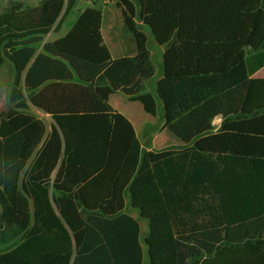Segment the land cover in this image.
<instances>
[{"label":"trees","instance_id":"obj_1","mask_svg":"<svg viewBox=\"0 0 264 264\" xmlns=\"http://www.w3.org/2000/svg\"><path fill=\"white\" fill-rule=\"evenodd\" d=\"M77 1L0 13V264H144L126 192L149 264H264V0H118L135 53L116 59L96 3L46 40ZM140 24L166 47L157 97ZM116 93L154 117L159 99L185 146L144 150Z\"/></svg>","mask_w":264,"mask_h":264},{"label":"rangeland","instance_id":"obj_2","mask_svg":"<svg viewBox=\"0 0 264 264\" xmlns=\"http://www.w3.org/2000/svg\"><path fill=\"white\" fill-rule=\"evenodd\" d=\"M117 1L118 0H92L91 1V2H95L96 4H98L97 6L102 8L105 12L104 34H105V38L108 44L114 50L116 49V46L114 45L113 42L115 41L118 35H120L122 38L125 39L124 42L127 46L130 45V38L133 39L132 35L128 33L123 23L122 12L117 6ZM133 1L137 4L136 0H133ZM86 2H88V0H79L77 3V5L79 6L78 10L85 8L87 6ZM76 11H74L72 14H70L65 19V23H64L65 27L70 25L74 21V19L77 16ZM72 25L68 26L67 29H70ZM140 28L142 31L145 32V34L148 37V47L151 53L161 55V59L159 58L158 60H153L155 68H156V75L151 80L153 81V86H154V91L152 93L155 95V90H156L155 86L157 83V79L158 77H161L163 75V58H162L163 51H162V47L156 42L151 30L147 27H143L141 24H140ZM61 35H62V32H52L46 37V40L47 41L55 40ZM255 78H264V69H262L255 76ZM13 79H14L13 65L9 61H6V63L4 64L0 72V83L3 84L2 86H0V114L3 111L7 110L9 107V93H10L11 83ZM117 98H119L117 107L121 113H126L128 115L134 116V118H136L137 120L141 122L145 121V122L152 123L153 117L145 113L143 106L140 102H131L122 94H120V97H117ZM157 101H158V111H159V116H160L161 114H163V107L159 99H157ZM45 120L47 121V124H48L49 120L48 119H45ZM217 124H219V122H217ZM49 127L50 126L48 125L47 129H49ZM156 127H158L157 124H156ZM165 134H166V137L167 136L169 137L171 144L173 143V140H177V137L173 133H171L169 130L166 131ZM125 197H126V204H127L125 212L135 217L136 219H138L142 226L141 241H142V245L144 249V264H149L147 247L144 243V238L149 233L148 221L145 219H142L140 217L139 211L131 207L130 195L128 192H126Z\"/></svg>","mask_w":264,"mask_h":264},{"label":"crops","instance_id":"obj_3","mask_svg":"<svg viewBox=\"0 0 264 264\" xmlns=\"http://www.w3.org/2000/svg\"><path fill=\"white\" fill-rule=\"evenodd\" d=\"M9 1L10 0H0V13H2L8 7ZM15 1L23 3L24 6L33 7V6H38L42 0H15ZM78 1H77V3H78ZM91 1L92 0H88V2H86L87 6L85 8H83V9H81V10H78L79 6L76 5L74 11L77 10L76 11L77 16H76V18L74 19V21L70 25H72L76 21L77 17L80 15V13L83 10H85L87 7L94 6L95 2H91ZM97 5L98 4H96V6ZM64 23L62 25L61 30L58 31V32H62V35L60 37H63L70 30V29H67L68 26H70V25L65 27ZM104 24H105V22H104ZM52 32H54V31H52ZM103 32H104V28H103ZM60 37H58V38H60ZM58 38H56V39H58ZM104 38H105V34H104ZM124 41H125V39L122 38L120 35H118L117 38L115 39V41L113 42L114 45L116 46V49L114 50L112 47H110V45L108 44V42H107V40L105 38V42L108 45V47L110 48L112 56H113L114 59L119 58V57H123V56H127V55H134V53H135V43H134L133 39L130 38V45L129 46H127ZM161 47H162V51H163V53H162V56H163L166 47L165 46H161ZM150 53H151V51H150ZM159 58L161 59V55L155 54V53H151L152 61L153 60H158ZM262 69H264V67ZM262 69H260L257 73H255L252 77L255 78V76ZM162 77H163V75L161 77H158L157 82ZM156 85H157V83H156ZM146 89H147V91H149L151 93L154 91L153 81L151 79L146 81ZM155 89H156V86H155ZM120 94H122V93H116V94L112 95L110 97V100H109L111 106L115 110H117L119 112H120V110L117 107L119 98H117V97H120ZM122 95H124V94H122ZM154 96L157 97L156 90H155V95ZM31 109H32L33 113H35L36 115H38L41 119H43L45 121L47 127H48V125L50 126L49 129H48V131H50L51 130V126H52L51 117L49 115L43 113L42 111L36 109L35 107H32ZM143 109H144V107H143ZM122 114L125 115L131 121V123L133 124V126H134V128L136 130V133H137V135H138V137H139V139H140V141L142 143V146H143L144 150H146V151H154V150H162V149H165V148H181V147L185 146V144L178 138H177V140H173V143L171 144L170 143L171 141H170L169 137L168 136L166 137L165 132L168 131V129H166L165 126H164L165 125L164 113L163 114L160 113L161 115L159 116V111H158L156 117H154V116H152V115L147 113L148 115L153 117L152 123L145 122V121L141 122V121L137 120L136 118H134V116L128 115L126 113H122ZM158 116H159V118H158ZM45 119L49 120L48 124H47V121ZM217 122H219V124H217ZM221 122H222V120L220 118L216 119V121H215L216 130L221 126ZM156 124L158 125V127H156ZM141 228H142V226H141Z\"/></svg>","mask_w":264,"mask_h":264}]
</instances>
